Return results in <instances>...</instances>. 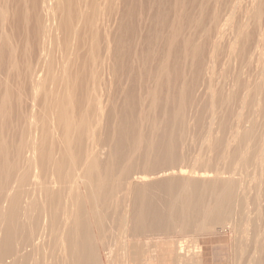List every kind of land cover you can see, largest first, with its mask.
Wrapping results in <instances>:
<instances>
[{
    "label": "bare ground",
    "instance_id": "obj_1",
    "mask_svg": "<svg viewBox=\"0 0 264 264\" xmlns=\"http://www.w3.org/2000/svg\"><path fill=\"white\" fill-rule=\"evenodd\" d=\"M196 97L214 120L191 158ZM247 183L264 191V0H0V264L38 233L61 264H201L188 236L226 230L243 251Z\"/></svg>",
    "mask_w": 264,
    "mask_h": 264
},
{
    "label": "rangeland",
    "instance_id": "obj_2",
    "mask_svg": "<svg viewBox=\"0 0 264 264\" xmlns=\"http://www.w3.org/2000/svg\"><path fill=\"white\" fill-rule=\"evenodd\" d=\"M200 98H199V97ZM198 98H199V101H201L202 100V98H201V95H199L198 94ZM196 97V98H197ZM198 98L196 99L197 100V102H196V100H195V104H194V106L193 107H190L189 108V110H188V114H187V120H188V122L186 123L187 125V132H186V134H187V136H189V141L187 142V144H189L190 146H188L189 148H187L186 150L189 152V154H190V156H191V158L193 157V155L196 157V156H200L201 154H202V151H203V149H205L202 145V143H203V139H204V136H205V132H206V129H204V128H208V127H210V124H211V121L212 120H214V115H213V117L212 116H210V115H212L211 113L212 112H214V110H213V108H212V106L209 104V102L206 100V102H208V104L205 102L204 103V101H202V103H204V104H202V105H204V107L202 106V105H200L198 102ZM206 98V97H205ZM201 99V100H200ZM201 103V102H200ZM207 104V105H206ZM208 105H210V107H209V109H211L212 110V112H211V110H207V108H208ZM202 107H203V112H201L202 111ZM207 107V108H206ZM205 108H206V110H205ZM191 109H192V111H191ZM195 111V112H194ZM209 111V112H208ZM201 113H202V115H201ZM205 113H207V114H205ZM203 118H202V117ZM209 116V117H208ZM205 117V118H204ZM210 118H211V120H210ZM208 119L210 120V122L208 121ZM201 120V121H200ZM203 120V121H202ZM199 122V123H198ZM208 122V123H207ZM202 124V125H199V124ZM204 123H206V124H208L209 126H207L206 127V124H204ZM212 123H213V121H212ZM205 126V127H204ZM190 142V143H189ZM191 147V148H190ZM195 157L193 158V159H195ZM199 164V163H198ZM194 167H195V164L193 165ZM251 168H253V167H250V169ZM252 170V169H251ZM253 171V170H252ZM249 174L250 175H247V179H248V181L247 182H249L250 184H253V178H254V176L255 175H258V174H256V173H253V172H251V171H249ZM260 175V174H259ZM249 177V178H248ZM252 177V178H251ZM251 178V179H250ZM250 180V181H249ZM252 180V181H251ZM249 183H247V185L249 184ZM249 184V185H250ZM253 187L254 185H250L249 187ZM251 187V189H250V193H249V197L252 195V197L251 198H247L246 200H247V205H249L248 206V208H246V206H245V208H246V213L248 212L247 210H250L251 209V213H247V216L249 215L250 217H246L245 219L248 221V220H250V222L248 221H246L245 220V222H246V224H244L243 223V226L245 227L244 229L242 228V230H244L243 232H244V234H242V235H244L243 237L242 236H240V237H242L241 238V240H242V242H243V244L245 245V250H246V252H245V250L243 249V251L242 250H240V247L236 244V240H235V232L233 233L231 230H226V231H220V232H217V233H194V234H191L190 236H188L189 237V240H190V242H191V244H190V242H189V240L187 241L188 243L186 244V247H187V245L188 244H190V245H188V246H192V247H190V250L192 249V251H193V249H194V247H196V246H194V245H196L195 243H197V244H200L201 246H202V249L205 251V256H204V261L205 262H202L203 264H235L236 262H237V264H241V263H238L239 261L240 262H242L243 264H246V262L244 263L243 262V260L244 261H246L245 260V258L246 257H248L246 254H248L247 253V251L248 250H251L253 247L250 245H248L247 243H249V241H251V243H252V241H253V236H252V232L250 233V231H247V230H249L250 229V226L253 224V223H255V221L257 222L258 221V219H259V223H261L260 225H261V227L262 228H264V226H262L263 224L262 223H264V219H263V222H261V220H260V215L262 214V210H260L259 212H255V213H253V210H252V208L253 209H255V210H258V208H256L255 206H253V207H251V205H254L253 204V200H256L257 198L260 200V199H262V198H260V197H263V195L262 194H264V191H263V189H260L259 187H257V186H254L255 188H252ZM260 190H258L257 188ZM254 189V190H253ZM253 190V191H252ZM256 190H258L259 192H258V196L256 197V194H257V191ZM255 191V192H254ZM252 192L253 193H256V194H252ZM251 194V195H250ZM255 195V196H254ZM261 195V196H260ZM254 196V197H253ZM253 199V200H252ZM252 200V201H251ZM246 202V201H245ZM261 203V202H260ZM249 207H251L250 209H249ZM30 210V209H29ZM28 211V210H27ZM250 212V211H249ZM261 212V213H260ZM258 213H260V214H258ZM24 214L25 213H21L20 214V217H18V221L19 222H21L22 224H23V226L25 227V228H29V224H31V220H29V218L27 217V216H24ZM253 214V215H252ZM257 215V218H255L256 217V215ZM253 217H252V216ZM262 217L264 218V212H263V215H262ZM250 218V219H249ZM253 218V219H252ZM255 219V220H254ZM257 219V220H256ZM254 220V221H253ZM252 221H253V223H252ZM247 223H249V224H247ZM251 223V224H250ZM245 225H248L247 226V229H246V226ZM250 225V226H249ZM242 226V227H243ZM252 227V226H251ZM246 230V231H245ZM248 233V236L246 237V238H248L249 237V239H246L245 238V233ZM197 234V235H196ZM202 234V235H201ZM240 234V235H241ZM38 236H40V234L38 233V234H36V235H34L33 237H32V239H34L32 242H29V245L31 244V246H29V247H27V249H24V253H20L21 254V256L18 254V258H24V257H26V260H27V258H29L28 259V263L29 264H61V262H60V256H61V253H59L61 250H60V244H59V241H57V238L55 239V238H52V237H50L49 239H47L48 241H40L41 240V237H40V240H39V242H38V239H36ZM181 236V237H180ZM184 237V235H182L181 233H174V234H172L170 237H167V238H165V239H168V238H170V239H180V238H183ZM52 238V239H51ZM202 238V239H201ZM51 239V240H50ZM196 239V240H195ZM243 239H246L247 241H245L244 242V240ZM52 240H53V242H52ZM102 242H101V241ZM159 240H163L162 238L161 239H159ZM99 243V247H100V245L104 242V240H102V239H99V240H97ZM194 241H197V242H194ZM18 242V241H17ZM38 242V243H37ZM45 242V243H44ZM47 242V243H46ZM49 243H51V244H49ZM59 244V245H58ZM250 244V243H249ZM21 245V243L19 244V246ZM246 245H248L247 247H252V248H247L246 247ZM18 246V247H19ZM24 247H26V244H25V246ZM239 247V248H238ZM176 248V247H175ZM237 248V249H236ZM239 249V250H238ZM248 249V250H247ZM186 250H189L188 249V247L186 248ZM189 250V251H190ZM188 251V252H189ZM243 252H245V253H243ZM251 252V251H250ZM236 253L238 254V255H236ZM60 254V255H59ZM22 255L24 256V257H22ZM101 255H102V257H103V252L101 253ZM186 255H187V253H186ZM185 255V257H184V260H183V262H179V264H187L186 263V260H187V256ZM189 255V254H188ZM242 255V256H241ZM240 256H241V258L244 256V259L242 258V259H240ZM160 257V256H159ZM237 259H239V260H237ZM247 259V258H246ZM5 260V259H4ZM62 260V259H61ZM236 260V261H235ZM6 261V260H5ZM224 262V263H223ZM228 262V263H227ZM201 263V264H202ZM142 264H144V263H142ZM159 264H162V263H159ZM174 264H178V262L176 263H174Z\"/></svg>",
    "mask_w": 264,
    "mask_h": 264
},
{
    "label": "crops",
    "instance_id": "obj_3",
    "mask_svg": "<svg viewBox=\"0 0 264 264\" xmlns=\"http://www.w3.org/2000/svg\"><path fill=\"white\" fill-rule=\"evenodd\" d=\"M28 259H29V258H27V263H26V264H29V263H28Z\"/></svg>",
    "mask_w": 264,
    "mask_h": 264
}]
</instances>
